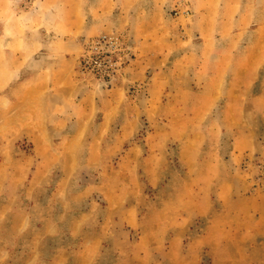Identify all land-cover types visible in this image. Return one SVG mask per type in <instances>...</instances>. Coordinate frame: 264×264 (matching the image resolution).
Here are the masks:
<instances>
[{"label":"rangeland","instance_id":"obj_1","mask_svg":"<svg viewBox=\"0 0 264 264\" xmlns=\"http://www.w3.org/2000/svg\"><path fill=\"white\" fill-rule=\"evenodd\" d=\"M112 1L0 0V264H264V0H124L134 32L79 31ZM145 21L178 74L130 79ZM54 61L77 104L46 88L38 120L25 79Z\"/></svg>","mask_w":264,"mask_h":264},{"label":"crops","instance_id":"obj_2","mask_svg":"<svg viewBox=\"0 0 264 264\" xmlns=\"http://www.w3.org/2000/svg\"><path fill=\"white\" fill-rule=\"evenodd\" d=\"M129 6L130 5L124 4V0H113L110 5L106 4L105 7H102L101 11L98 10L97 15H94L93 18L89 17L88 19L86 18V13L83 12L82 5L79 7L74 5L73 8L75 7L79 9V31L81 30V33H87V35H89L103 32L104 30H106V28L111 26H114L118 29H123L126 27V29L130 28L132 30L131 25H133L134 21L136 20V17L134 11L130 12V10L126 9L129 8ZM111 10L118 12L112 13ZM122 13H124V15ZM120 14L121 16H118ZM143 24L145 25V31L141 33L142 39L139 40L137 45V52L139 57L137 58L138 60L136 61V64L133 66V68H131L130 79L142 81L144 77H147L146 73L153 72L155 74L150 77L153 82L155 76L158 80V78L162 76H167L168 74H178L179 70H181L183 66L180 63H184V60H178L176 61V63L171 60L172 47L168 44V42H170L171 40H169L167 37L166 26L158 25L156 28L151 29L149 28L151 27L150 22L148 24L145 21ZM136 26L138 25H135V27ZM132 31L134 32V30ZM56 53H60V51H57ZM56 53L55 57H57ZM191 55V53L187 54V56ZM70 59H72L73 65L77 63L76 58L74 56ZM49 66L51 67L49 72L54 75V82L51 84V86L50 84L49 86H47L44 83L36 82L31 79L32 77L25 79V99L29 101L28 104L32 106L35 105L39 108L38 113H36V117L38 120L41 119V107L45 105L42 103L41 96L45 94L46 88H50L49 90H54L55 92H58L64 98V100H68L69 102L72 101L74 104H77L76 99L73 98V95H75V93L79 90V86L77 80L72 79L73 67L72 70L68 73L66 71L63 72L62 70H60L57 66L56 61L52 62ZM191 66H189L188 69H191L193 72L201 69L199 63L197 62L193 66V68ZM47 67L44 63L43 66L39 68V70H33L28 74L35 75L42 72L45 73ZM77 100H79L78 97ZM83 101L86 102V100ZM102 116L104 117V121L107 120L108 116H105V114H103ZM87 135L89 134L79 128L75 131L74 134H72V137Z\"/></svg>","mask_w":264,"mask_h":264},{"label":"built area","instance_id":"obj_3","mask_svg":"<svg viewBox=\"0 0 264 264\" xmlns=\"http://www.w3.org/2000/svg\"><path fill=\"white\" fill-rule=\"evenodd\" d=\"M112 43L113 39L107 36L91 40L88 50L83 55L84 66L90 69H98L106 62L105 59L111 56L110 51L106 48H109Z\"/></svg>","mask_w":264,"mask_h":264}]
</instances>
